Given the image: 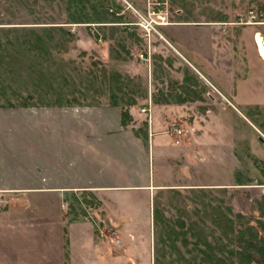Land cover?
I'll return each instance as SVG.
<instances>
[{
    "label": "rangeland",
    "instance_id": "rangeland-1",
    "mask_svg": "<svg viewBox=\"0 0 264 264\" xmlns=\"http://www.w3.org/2000/svg\"><path fill=\"white\" fill-rule=\"evenodd\" d=\"M262 5L0 0V106H114L133 113L141 135L151 101L188 100L167 131L189 137V155L163 162L154 195L68 198L66 220L95 225L82 264H238V231L250 226L264 239V53L255 43L256 35L264 43ZM188 63L200 74L228 68V102ZM214 107L228 113L208 112ZM165 137L166 149H181Z\"/></svg>",
    "mask_w": 264,
    "mask_h": 264
},
{
    "label": "crops",
    "instance_id": "crops-1",
    "mask_svg": "<svg viewBox=\"0 0 264 264\" xmlns=\"http://www.w3.org/2000/svg\"><path fill=\"white\" fill-rule=\"evenodd\" d=\"M188 65L228 102V68L200 74ZM222 71L224 77L218 74ZM184 101L179 98L180 104L173 106L151 101L144 135L133 122L122 126L121 110L114 106H0V264H82L81 247L94 242L95 225L87 219L67 221L68 198L120 191L154 195L165 161L189 155V137L179 141L183 135L167 131L169 118L187 109ZM215 111L228 113L221 107L208 109ZM165 136L178 139L181 149H166Z\"/></svg>",
    "mask_w": 264,
    "mask_h": 264
},
{
    "label": "trees",
    "instance_id": "trees-1",
    "mask_svg": "<svg viewBox=\"0 0 264 264\" xmlns=\"http://www.w3.org/2000/svg\"><path fill=\"white\" fill-rule=\"evenodd\" d=\"M259 10L264 13V5ZM130 122L131 116L129 112L121 111V125L125 127ZM252 232L253 229L250 226H247L246 230L237 232V247L233 252V256L236 258L238 264H264V239ZM247 237L249 239H246Z\"/></svg>",
    "mask_w": 264,
    "mask_h": 264
},
{
    "label": "bare ground",
    "instance_id": "bare-ground-1",
    "mask_svg": "<svg viewBox=\"0 0 264 264\" xmlns=\"http://www.w3.org/2000/svg\"><path fill=\"white\" fill-rule=\"evenodd\" d=\"M255 43H256L257 50L258 48H260L263 50V53H264V43L259 35L255 36Z\"/></svg>",
    "mask_w": 264,
    "mask_h": 264
},
{
    "label": "built area",
    "instance_id": "built-area-1",
    "mask_svg": "<svg viewBox=\"0 0 264 264\" xmlns=\"http://www.w3.org/2000/svg\"><path fill=\"white\" fill-rule=\"evenodd\" d=\"M145 110H142V112H144ZM172 132L177 135V136H180L182 134V130L179 129V128H176V127H173L172 128Z\"/></svg>",
    "mask_w": 264,
    "mask_h": 264
}]
</instances>
